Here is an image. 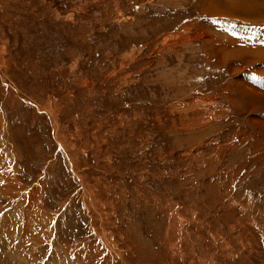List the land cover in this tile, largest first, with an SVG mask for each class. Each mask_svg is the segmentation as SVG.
<instances>
[{"label": "rangeland", "instance_id": "374dc122", "mask_svg": "<svg viewBox=\"0 0 264 264\" xmlns=\"http://www.w3.org/2000/svg\"><path fill=\"white\" fill-rule=\"evenodd\" d=\"M261 47V0H0V264H264Z\"/></svg>", "mask_w": 264, "mask_h": 264}, {"label": "bare ground", "instance_id": "6f19581e", "mask_svg": "<svg viewBox=\"0 0 264 264\" xmlns=\"http://www.w3.org/2000/svg\"><path fill=\"white\" fill-rule=\"evenodd\" d=\"M251 3V2H250ZM256 3V2H255ZM242 5H245V6H249L252 10H254V11H260L261 9H262V7H256V6H254V5H252V4H249V2H248V5L247 4H243L242 3ZM236 6H238V7H241V8H243L242 6H239V5H236ZM238 7H236L237 9H238ZM244 9V8H243ZM253 11V12H254ZM260 48V47H259ZM261 49L262 50H252L254 53H261V54H264V47H261ZM260 54V55H261ZM232 54H230V56H231ZM263 57V56H262ZM259 59V58H258ZM255 92V91H254ZM243 94V93H242ZM247 94V93H246ZM249 95V94H248ZM257 97V98H256ZM248 98H249V96H248ZM260 97H258L257 95L255 96V100L257 99V101L256 102H258V106H263L264 107V99H259ZM250 99H251V96H250ZM249 99V103H251V100ZM251 105L249 104V106H247V107H250Z\"/></svg>", "mask_w": 264, "mask_h": 264}, {"label": "crops", "instance_id": "0c3cea01", "mask_svg": "<svg viewBox=\"0 0 264 264\" xmlns=\"http://www.w3.org/2000/svg\"><path fill=\"white\" fill-rule=\"evenodd\" d=\"M261 1H263V2H264V0H261Z\"/></svg>", "mask_w": 264, "mask_h": 264}]
</instances>
